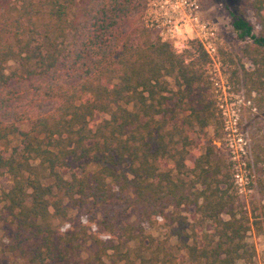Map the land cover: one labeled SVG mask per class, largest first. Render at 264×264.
<instances>
[{
  "label": "trees",
  "instance_id": "1",
  "mask_svg": "<svg viewBox=\"0 0 264 264\" xmlns=\"http://www.w3.org/2000/svg\"><path fill=\"white\" fill-rule=\"evenodd\" d=\"M142 1L0 0V175L11 181L0 193V220L5 210L14 226L7 251L16 264H102L100 233L88 234V224L56 228L70 206L84 207L87 222L105 233L120 231L138 243L143 236L134 230L141 224L117 218L131 208L140 223L160 218L187 264H256L245 237L251 227L264 236V215L237 202L231 162L205 137L187 162L192 142L183 128H166L165 116L177 109L199 131L214 121L220 128L205 99L201 66L209 56L197 41L196 56L187 57L151 36L136 21ZM243 6L254 24L238 11L230 23L249 66L230 59L229 78L247 98L254 92V105L264 111V0ZM165 76L175 81L174 107ZM129 103L131 110L123 105ZM99 113L108 118L95 122ZM81 159L95 164L91 174L70 169ZM189 206L194 220L180 210ZM206 222L211 230L202 241L188 242L189 231L194 235ZM88 241L93 254L83 258ZM157 250L162 257L155 258L181 264L165 246ZM134 252L147 259L141 247ZM118 253L130 261L129 251Z\"/></svg>",
  "mask_w": 264,
  "mask_h": 264
},
{
  "label": "rangeland",
  "instance_id": "2",
  "mask_svg": "<svg viewBox=\"0 0 264 264\" xmlns=\"http://www.w3.org/2000/svg\"><path fill=\"white\" fill-rule=\"evenodd\" d=\"M199 8L191 15L183 13L173 16L170 23L160 18V15L154 11L152 2L154 0H143L140 8L136 13V21L153 37H158L162 41H167L171 44L173 50L177 54L184 56H196L197 52L194 50L193 41L199 42L202 47L203 44L198 36L204 35L201 25L205 24L207 28H212L214 38L212 40H203L208 52L209 61L201 66L203 71L206 90V101L211 102L210 111L214 112L216 120H220V128L217 130V125L210 122L202 131H199L196 124L188 125L184 122L187 111L177 109V114L174 112L168 113L165 118L168 119L167 127L172 129L175 127L183 128V136H186L189 142L185 148L190 150L187 157V162L193 160L192 150L195 144H202V138L209 140L210 144L216 153L223 155L231 162V171L233 174V184L236 188L237 202L240 205H245L248 212L253 210V215H264V111L259 110L254 105L253 96L247 98L244 89L236 91L232 86L229 75L234 62L242 61L245 67L249 66L248 61L242 55L241 48L244 44L237 39L231 27V12L242 13L251 23L255 20L250 9L243 6L244 0H193ZM149 4H151L149 6ZM169 8V6H168ZM195 15V17H193ZM155 16L159 19L160 28L150 25V20H155ZM162 24V25H161ZM172 24H177L179 32H173L170 28ZM172 25V26H171ZM257 31V27H254ZM207 35V34H206ZM210 42L211 47L207 45ZM14 62L7 63L8 70L13 68ZM168 91L167 94L172 96V100L168 102V106L174 107L177 101L175 81L171 76H165ZM187 99L183 100V105ZM128 109H133L131 103L123 104ZM227 107L232 118L236 120V132L231 135L232 147L228 145L227 135L224 128L223 115L221 107ZM229 110V111H228ZM232 111L235 113L233 114ZM104 118H108V114L99 113L94 117L95 122H99ZM22 128H25L23 125ZM175 145L179 146L183 142L181 137L176 135L174 137ZM162 168H169L170 163L161 162ZM96 166L88 159H81L76 163H71L70 169L78 174L85 172L91 174ZM239 172L242 176V188L235 181L234 173ZM186 178V177H185ZM11 181L7 174L0 175V193L9 187ZM67 204V202H64ZM183 214H187L191 220L196 218L195 208L189 206L188 208H180ZM6 211H2V220H0V264H16L17 258L7 251L8 243L11 240L14 226L4 216ZM250 215V213H249ZM223 218L227 215L223 214ZM96 218H100V214H96ZM252 220V218L250 219ZM130 222L132 224H141V229L137 228L134 232H141L142 243H138L137 239L126 241L125 236L120 235V231L115 234L105 233L102 227H96L94 223L87 222V217L84 207L70 206L67 217L62 220H55L57 229H69L72 227H79L81 225L87 226L88 234L100 233L104 239L105 254L102 256V264H168L164 263L158 258L162 257V252L157 250L161 245L170 249L176 261L181 264H187V259L184 251L179 250L180 241L170 236L169 229L165 226L162 219H156L153 224L140 223L138 218V210L131 208L127 211L124 217H118L117 223ZM209 223H204L196 229L193 235L189 231L190 239H197L202 241L203 232L210 231ZM120 235V237H118ZM152 239V240H151ZM150 240L152 241L150 243ZM248 245L254 248L255 255L253 257L256 264H264V236L258 233L254 227L247 232L245 237ZM148 245V247H146ZM142 249V254L145 261L138 258L134 251L138 248ZM147 248V249H146ZM130 252V261L119 259V253ZM93 254V243L88 241L85 245L82 257H90Z\"/></svg>",
  "mask_w": 264,
  "mask_h": 264
},
{
  "label": "built area",
  "instance_id": "3",
  "mask_svg": "<svg viewBox=\"0 0 264 264\" xmlns=\"http://www.w3.org/2000/svg\"><path fill=\"white\" fill-rule=\"evenodd\" d=\"M150 5L151 4H149V6ZM150 8H154V11L160 15L161 19L165 20V22L167 23H170L173 16H175L176 14L183 13L185 15H191L197 11V9L199 8V5L193 0H154ZM193 17H195V15ZM158 18L155 16V20H150V25L151 26L154 25L157 28H160L161 26L158 23V20H159ZM172 25H171L172 27L170 28V30L173 32H179L178 25L177 24H172ZM201 27L203 31L206 33L198 37L201 43L203 44V47H206V44L204 43L203 40H212L214 38V32L212 28H207L205 24H202ZM210 44H211L210 42L207 43V45L211 47ZM205 50L208 52L207 48H205ZM220 107H221V113L223 115L225 132L227 135L226 139L228 141V145L232 147L233 145L231 143L232 142L231 135H234V133L236 132L235 128H236L237 123H236L235 118H232L229 115L230 114L229 112L227 113V107L224 108L222 105ZM232 113L234 114L235 112L232 111ZM234 178L241 189L242 188L241 187L242 186V176L238 171L234 173Z\"/></svg>",
  "mask_w": 264,
  "mask_h": 264
}]
</instances>
